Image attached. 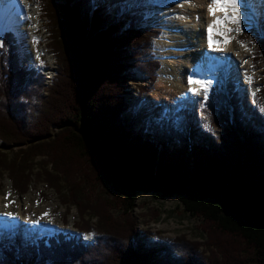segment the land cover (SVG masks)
<instances>
[{
    "label": "trees",
    "instance_id": "obj_1",
    "mask_svg": "<svg viewBox=\"0 0 264 264\" xmlns=\"http://www.w3.org/2000/svg\"><path fill=\"white\" fill-rule=\"evenodd\" d=\"M37 1L57 74L47 84L26 63L17 35L3 34L0 179L19 195L34 183L52 190L66 209L64 222L75 208L74 228L95 231L96 242L59 234L27 245L26 254L38 264H264V82L252 112L256 127L233 83L229 94L214 89L200 111L208 128L202 138L191 140L164 120L152 127L158 140L146 139L144 129L134 134L124 125L127 81L141 74L149 86L139 92L151 93L162 66L153 54L162 30L147 31L145 14L117 26L94 0ZM242 38L254 45L264 77V36L252 29ZM146 194L178 197L204 243L182 236L139 252L134 243L145 216L136 208ZM150 247L160 254L151 256ZM15 251L0 239V264H15Z\"/></svg>",
    "mask_w": 264,
    "mask_h": 264
},
{
    "label": "rangeland",
    "instance_id": "obj_2",
    "mask_svg": "<svg viewBox=\"0 0 264 264\" xmlns=\"http://www.w3.org/2000/svg\"><path fill=\"white\" fill-rule=\"evenodd\" d=\"M99 2L98 5L107 4L110 7H113L111 10H109L113 16V23L117 26H120L123 21H126V15L129 14H145L146 20H147V31L151 29H161V35L159 40L168 39V33L169 31H177V27L180 25L177 24L179 20L181 19V15L175 10L168 14V16L163 17L161 13L159 14V9L162 8L164 11H168V1L167 0H132L134 3L138 4L136 11L130 10V13H122V10L120 9V6L118 4H122L121 2H118V0H114L117 4L112 5L108 0H97ZM244 0V6L241 11V19L239 24H233L230 21H226V26H230L231 29H240L237 31H231L233 36H241V43H244V39L242 36L246 34L250 30V28H255L256 32L260 33L259 31V21L263 18L264 19V0H252L253 5H255V10L257 12L256 15H253L250 13L252 8L250 9L247 5V2ZM37 3L38 10H39V22L40 27L38 29L39 35L36 36V39L40 40L39 43L42 44L40 46L38 43L36 44V48L34 52H30L27 50L26 41L23 37V33L16 27V23L12 21L13 18L6 22L0 21V40L2 39L3 34L6 32L13 31L18 39L20 40V45L22 47L23 56L25 58V61L28 65H30L32 68H37L42 73L49 75H52L53 77L57 74V64H55V58L52 54H50L47 48L48 43V35L45 33V30L43 28V25L45 23V20L42 19V14L39 8V4L37 0H28V5L31 7L33 4ZM165 5H163V4ZM123 5V4H122ZM36 7V6H35ZM33 7V8H35ZM102 8V7H101ZM167 9V10H166ZM117 10H121L122 14L119 15L117 13ZM228 11L230 12L231 9L229 8ZM127 12V11H126ZM246 12V13H244ZM19 12L17 15H20ZM249 14V15H248ZM22 17V16H21ZM164 20V21H163ZM18 26L20 27V22L18 23ZM262 35H264L263 32H261ZM158 40V41H159ZM157 39L154 43V49L153 54L155 57H158L159 60H163L165 58V54L161 51H157L156 42H158ZM248 47L252 49V57L254 61V45L251 44L250 40H246L244 43ZM42 55L41 60H39V56ZM162 63V62H161ZM245 63V61L243 62ZM253 63V62H252ZM164 64L162 63L161 69ZM256 69L252 71L254 73L253 76V82L252 86L249 88H243L241 87L240 81H238V78H233L232 75H229V78L225 82H221L222 80V67L217 68L216 71L212 72H204L201 73L200 79L204 80L206 82H210L207 90H209V96L211 93H214L215 91L221 90L224 94L229 93V90L231 89V86L233 83L236 86V89L241 93V105L240 109L243 111V115L250 118L252 128L256 127L258 122L255 117L253 116V107L256 105L260 106V96H259V90L263 86L264 77L262 75L263 68H260L259 64L258 66L255 64ZM252 67V66H251ZM158 71L157 77L159 81V72ZM243 71H241V75ZM229 73V72H228ZM52 78V77H51ZM48 79V78H47ZM242 80V79H241ZM52 79L47 80V84H51ZM157 81V83H158ZM243 81V80H242ZM149 80L142 76L141 74L136 76L135 78H129L127 81V102L129 105V110L124 116V125L126 129L131 130L134 132V134H138L140 131L144 129V135L146 139L151 140H158L156 136V132L152 130V127L156 126V123H161L162 121L169 122V126H172L177 132H184L188 138L195 139V138H202L204 132L206 131L207 125L205 126V121L202 113L200 111L205 107L206 101H200L199 105L192 106L190 103L182 105L183 110L180 113H175L173 110V106H171V110H169L167 116H161V114L158 112L157 108L154 107V102H151L152 97H154V90L157 85V83L154 84V86L151 87V93L149 94H141V91L139 92L140 88L144 87L145 85L149 86ZM205 89V88H204ZM203 94V93H202ZM252 98V99H251ZM227 104L225 106L226 112L228 111L230 114L233 112V107L228 99ZM253 100L255 102H253ZM202 102V103H201ZM260 114L264 116L263 108H260ZM249 122V121H248ZM217 130V129H215ZM219 130L216 131V133L219 135ZM172 142L177 145V142ZM204 143V142H203ZM0 149H3V145L0 143ZM8 188L12 189V184L9 179H0V193L3 195L9 194ZM11 194H14L18 197L25 198L29 195H32L33 198H35L37 201H34V206H41L42 205H48V204H54L56 206L55 212H54V220L57 221V223L60 225L62 223V226L60 228H42V229H35L32 230L29 234L24 235L22 231L11 229L10 232L7 231L6 225L0 224L1 227L4 228L3 231H0V239L4 241L5 246L9 247H15L16 248V259L15 264H38V258L37 256H34L33 258L26 254V246L30 242H36L37 240L48 237V238H54V236L59 234H67L71 237H76L77 239H84L85 245H90L96 242V232L93 231V233L89 235H83L79 234V232L74 228L75 225L79 223V215L74 208L72 210L71 215L66 218V221L63 222L66 216V209L61 206L59 199L55 196L54 192L52 190H48L46 187L42 185H38L34 183L31 186V190L28 194L19 195L15 193L13 190H10ZM46 197L45 199L43 197ZM140 204L139 208H136V215L137 216H145L140 217V228L143 229V233H141V239L137 240L134 245L135 248L140 252L147 248L148 246H156L159 241L164 240H174L178 237H186V239L192 240V241H198L201 243H204V237L200 234V231H198L197 224L198 222L196 220H192L190 216H188L181 206L180 199L178 197H173L168 200H157L154 196L151 194L141 195L140 199L138 201ZM159 217L158 220H156ZM94 223L97 222L96 219L93 220ZM74 222V224H72ZM78 236V237H77ZM149 243H152L151 245ZM152 251L151 256L155 255L158 256L160 254L159 250H157L156 247H150ZM0 257H3V253H1Z\"/></svg>",
    "mask_w": 264,
    "mask_h": 264
},
{
    "label": "bare ground",
    "instance_id": "obj_3",
    "mask_svg": "<svg viewBox=\"0 0 264 264\" xmlns=\"http://www.w3.org/2000/svg\"><path fill=\"white\" fill-rule=\"evenodd\" d=\"M5 1L0 0V21L6 22L13 18L12 21L16 23V27L23 33L27 50L34 52L36 44L40 41L36 39L40 27L37 3L34 2L35 4L30 7L26 0H10L12 3L10 5ZM111 1L114 0L109 2ZM167 1L169 10L165 12L160 8L157 12L164 13L162 16L165 17L176 10L181 15V19L177 23L180 25L177 31H169L168 39H158L159 41L156 42L157 51L163 52L165 58L161 60L164 67L159 72V81L151 102H154V107L161 116H167L171 106L174 107L175 113H180L183 110L182 105L190 103L192 106H197L200 101L208 98L209 90H205L198 84H189V76L192 79H200L201 73L216 71L217 68L222 67L221 82L227 81L229 75H232L233 78L239 79L241 87L252 86L254 76L252 71L256 69L251 67L254 64L252 49L240 42L242 40L240 35L236 37L232 35L231 27H225L226 22L214 25L217 17L224 20L225 13L217 12L214 17L210 11V0ZM118 2L123 4H118L122 13L130 12L131 9L135 11L138 6L132 0H118ZM245 2L250 9H253L250 13L256 15L253 1ZM19 12L22 13L17 15ZM210 27L213 28L212 32H208ZM217 48L223 51H216ZM41 58L42 55L39 56V60ZM244 61L247 62L243 63ZM241 71H243L242 75ZM191 89H197V91L192 92ZM7 190L9 194L0 193V224L6 225L7 231L16 229L26 235L36 228L52 229L62 226V223L59 225L54 220L56 209L54 204L34 206L33 202L37 200L32 195L21 198L11 194L10 188ZM5 205L10 206L5 207ZM8 212L13 215H3Z\"/></svg>",
    "mask_w": 264,
    "mask_h": 264
},
{
    "label": "snow or ice",
    "instance_id": "obj_4",
    "mask_svg": "<svg viewBox=\"0 0 264 264\" xmlns=\"http://www.w3.org/2000/svg\"><path fill=\"white\" fill-rule=\"evenodd\" d=\"M243 5H244V0H210V11L214 17H216L217 12L225 13L224 20L217 17L214 21V25L215 24H221V23H224L226 21H230L233 24H239L240 19H241V11H242ZM229 8L231 9L230 12L228 11ZM237 30H240V29H230V31H237ZM212 31H213V28L210 27L208 29V32H212ZM215 50L216 51H223V49H219V48H217ZM246 62L247 61H245V63ZM188 82H189V84L201 85L205 88V90H207V87L210 83V82H206V81L201 80V79H192L191 76H189ZM191 91L196 92L197 89H191ZM13 203H14V201H13ZM8 206H10V205H5V207H8ZM3 215L12 216L13 214L8 212V213H4ZM45 215H47V213ZM42 218L43 217H41V219Z\"/></svg>",
    "mask_w": 264,
    "mask_h": 264
},
{
    "label": "water",
    "instance_id": "obj_5",
    "mask_svg": "<svg viewBox=\"0 0 264 264\" xmlns=\"http://www.w3.org/2000/svg\"><path fill=\"white\" fill-rule=\"evenodd\" d=\"M49 76H51V75H49Z\"/></svg>",
    "mask_w": 264,
    "mask_h": 264
}]
</instances>
